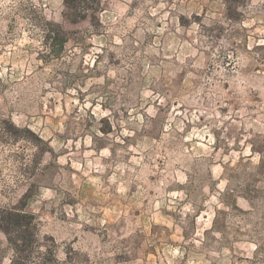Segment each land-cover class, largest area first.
<instances>
[{
	"label": "rangeland",
	"instance_id": "rangeland-1",
	"mask_svg": "<svg viewBox=\"0 0 264 264\" xmlns=\"http://www.w3.org/2000/svg\"><path fill=\"white\" fill-rule=\"evenodd\" d=\"M23 205L49 264H264V0H0V209Z\"/></svg>",
	"mask_w": 264,
	"mask_h": 264
},
{
	"label": "trees",
	"instance_id": "trees-1",
	"mask_svg": "<svg viewBox=\"0 0 264 264\" xmlns=\"http://www.w3.org/2000/svg\"><path fill=\"white\" fill-rule=\"evenodd\" d=\"M69 0H65V5ZM45 29L46 44L51 52H58L66 43L68 36L62 35V26L53 24ZM28 194L24 195L26 199ZM35 215L26 205L0 209V229L7 236L13 250L10 264H49L57 261V253L39 240ZM45 247L42 250V247Z\"/></svg>",
	"mask_w": 264,
	"mask_h": 264
}]
</instances>
